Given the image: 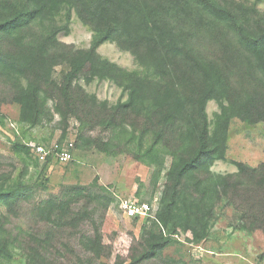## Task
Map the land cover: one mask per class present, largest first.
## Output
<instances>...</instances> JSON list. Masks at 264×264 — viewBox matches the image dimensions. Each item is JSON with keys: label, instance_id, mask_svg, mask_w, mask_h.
Here are the masks:
<instances>
[{"label": "rangeland", "instance_id": "374dc122", "mask_svg": "<svg viewBox=\"0 0 264 264\" xmlns=\"http://www.w3.org/2000/svg\"><path fill=\"white\" fill-rule=\"evenodd\" d=\"M215 1L254 29H264V0ZM164 4L173 14L175 27H183L189 35L184 45L191 54L216 62L236 90L255 89L264 100V82H260L250 55L234 32L212 21L190 1L185 5L183 0H166ZM32 6L30 0H0V25L17 18L15 25L0 27V186L17 190L16 198L20 199L10 212L0 200V230H7L14 238L10 264H28L32 248L50 264H264V221L259 228L251 224L264 218L260 212L262 195L257 197L242 189L238 195L220 192L218 200L211 198L203 207L207 213L203 223H191L193 229L181 220L164 224L162 204L175 182V176L169 175L172 152L175 150L178 158L181 148L162 144L157 159H138V153L153 139L152 115H138L135 109L124 114L117 107L128 96L119 82H132L145 68L131 51L108 40L97 47L94 68L97 72L109 69L108 77L80 74L71 81L72 92H67L64 86L73 60L84 57L90 47L91 27L68 3L52 20L30 16ZM67 9L71 11L67 29L50 36L52 25L66 22ZM168 61L177 65L178 59ZM174 73L172 80L183 86L186 81H180L177 67ZM199 84L192 81L190 87L196 92ZM34 88L38 89L37 110L31 112L23 104ZM143 106L148 109L149 100ZM217 112L218 102L207 101L205 114L211 131ZM112 114L116 116L113 119ZM220 140L225 159L208 166L210 173L233 174L237 179L235 162L249 168L264 162L263 120L247 123L234 116ZM16 144L27 146L28 152ZM55 144L68 151L66 162L58 161L55 151L44 160L31 151L37 145L49 151ZM191 174L184 180L189 189L205 172ZM242 181L239 188H254V182ZM178 189L188 202L197 194L183 186ZM123 197L148 202L155 218L124 217L118 209ZM62 203L74 214L89 213L91 220L63 223L59 219L64 214ZM180 204L184 206L183 201ZM94 227L103 246L97 256L83 246ZM191 230H197L196 235ZM160 236L169 240L160 255L135 263L147 243L158 241Z\"/></svg>", "mask_w": 264, "mask_h": 264}, {"label": "trees", "instance_id": "16d2710c", "mask_svg": "<svg viewBox=\"0 0 264 264\" xmlns=\"http://www.w3.org/2000/svg\"><path fill=\"white\" fill-rule=\"evenodd\" d=\"M30 1L33 3L30 13L28 12L30 16L37 14L44 18L50 17L52 20L64 4L68 3L75 9L81 21L91 27L93 36L90 47L84 57L73 60L68 81L64 86L67 92H72L71 81L80 74L86 77L89 73L90 77L97 76L102 79L108 77L109 69L98 72L94 69L96 67L95 51L100 44L108 40L115 41L123 49L131 51L145 68L144 73L141 71L132 82H119L128 90V96L125 101L118 102L117 107L124 114L128 109H135L138 115H143L144 112H148L149 116L152 115L153 139L150 146L138 153V159L144 160L146 157L157 159L159 147L162 144L165 147L171 144L175 148H181V156L178 158L175 157V150L172 152L173 161L169 175L175 176V182L173 189L168 193L169 197L162 204L165 225L170 222L180 223L181 220L186 223L187 227L193 229L191 223H196V221L199 224L203 223V216L207 214L203 212V207L211 203V198L218 200L220 192L226 194L234 191V194L238 195L239 189H242L241 191L250 192L257 197L262 195L264 200V162L257 168L245 167L235 162L239 175L237 179L233 178V174H212L208 170V166L215 161L225 159V147L220 137L226 134L227 125L232 117H239L247 123L264 121L263 95L259 96L255 89L246 90L247 92L236 90L220 65L191 54L192 51L187 48L186 44L184 45L189 35L183 27H175L172 20L173 14L164 4L166 0ZM189 1L212 21L224 24L223 26L236 34L238 43L250 55L254 63L261 78L260 82H264V29H254L246 20L241 19L215 0H183L185 5ZM70 16L71 11L67 9L66 22L63 25H52L50 36L66 30ZM16 20L17 18L14 17L2 23L0 27L15 25ZM144 57L147 62L143 61ZM171 59H178L177 65L176 62L173 64L168 61ZM176 67L180 73V81L183 83L186 81L183 86L172 80V77H176L174 73ZM192 81L200 82V89L196 92L190 87ZM32 91L33 94L23 105H27L31 112H35L38 89L34 88ZM212 99L218 102L219 112L215 114L217 121L211 131L205 114V104ZM148 100L150 106L145 109L143 104H146ZM115 117V114L111 115L112 119ZM142 135H144L143 132H141L140 140H142ZM16 147L28 152V147L23 144H16ZM199 170L205 172L204 176L198 180L195 179L190 189L187 188L184 185L185 178L189 174L190 177L193 171ZM261 172H263L261 177H258ZM241 178L247 182H254V188L250 190L247 187L239 188V184L243 183ZM181 186L187 191L194 189L197 192L191 198L192 202H188L187 198L183 200L182 192L178 189ZM77 191L78 189L75 190L76 193ZM17 194V190H7L0 186V200L7 205L9 212L20 200L16 198ZM182 201L184 206L180 204ZM107 206L108 201L103 204V213ZM261 206L260 212L264 215V203ZM60 208L64 214L59 219L63 223L76 224L83 219L90 218L91 220L89 213L74 214L63 203ZM249 208L253 210L252 205ZM242 217L246 219L245 212H242ZM263 219H255L253 222H257L256 224L251 222L253 228L262 227L261 220L263 222ZM191 231L196 235L197 230ZM199 231L204 233V230ZM52 235V232H49L48 236ZM90 237L83 243V246L97 256L103 249L99 230H93V235ZM152 238L155 236L152 235ZM13 241L14 238L7 230H0V264H10L13 257ZM168 242L169 240L163 236H160L158 241H149L148 247L135 259V263H145L155 259ZM28 264H50V262L40 254L37 248H32Z\"/></svg>", "mask_w": 264, "mask_h": 264}, {"label": "built area", "instance_id": "2783aa9c", "mask_svg": "<svg viewBox=\"0 0 264 264\" xmlns=\"http://www.w3.org/2000/svg\"><path fill=\"white\" fill-rule=\"evenodd\" d=\"M34 156L40 160H44L51 151H55V155L60 162H66L70 155L65 149L59 148L57 144L54 145L52 150H45L43 146H33L31 150ZM118 209L126 218H147L155 217L152 214V207L146 201H137L127 197L119 198Z\"/></svg>", "mask_w": 264, "mask_h": 264}]
</instances>
